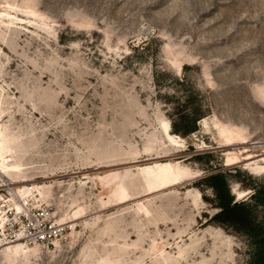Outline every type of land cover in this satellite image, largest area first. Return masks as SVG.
Instances as JSON below:
<instances>
[{
  "label": "rangeland",
  "instance_id": "obj_1",
  "mask_svg": "<svg viewBox=\"0 0 264 264\" xmlns=\"http://www.w3.org/2000/svg\"><path fill=\"white\" fill-rule=\"evenodd\" d=\"M168 166L186 178L155 188ZM215 174L241 217L212 220ZM257 189L264 0H0V197L67 225L44 248L0 231V264H257Z\"/></svg>",
  "mask_w": 264,
  "mask_h": 264
},
{
  "label": "built area",
  "instance_id": "obj_2",
  "mask_svg": "<svg viewBox=\"0 0 264 264\" xmlns=\"http://www.w3.org/2000/svg\"><path fill=\"white\" fill-rule=\"evenodd\" d=\"M12 204L7 208L6 203ZM0 197V231L6 244L21 243L27 246L50 247L64 238L67 225L57 220L51 208L37 195L19 194Z\"/></svg>",
  "mask_w": 264,
  "mask_h": 264
},
{
  "label": "trees",
  "instance_id": "obj_3",
  "mask_svg": "<svg viewBox=\"0 0 264 264\" xmlns=\"http://www.w3.org/2000/svg\"><path fill=\"white\" fill-rule=\"evenodd\" d=\"M200 116H196L193 127L190 130L191 132H195L197 130L196 122L199 119ZM174 132L178 133L179 130L177 129V125L174 126ZM207 182L209 183L210 187L215 191L217 196V202L218 207L220 208L219 213L212 218L213 221H217L219 223H225L226 218L230 217L232 215H237V217H241L246 210L250 208L249 204L242 202L238 203L234 201L233 196H231L230 188L227 182L226 177L223 174H215L210 176L207 179ZM264 194V191L262 189H257L255 191V194L252 196L253 201L256 205H260L261 197ZM262 205V204H261ZM211 220V221H212ZM262 227V226H261ZM255 242V247L259 251V260L257 261V264H264V235L258 237Z\"/></svg>",
  "mask_w": 264,
  "mask_h": 264
},
{
  "label": "bare ground",
  "instance_id": "obj_4",
  "mask_svg": "<svg viewBox=\"0 0 264 264\" xmlns=\"http://www.w3.org/2000/svg\"><path fill=\"white\" fill-rule=\"evenodd\" d=\"M185 178L186 176L184 174L175 172L172 166L164 167L155 179V188L174 186L182 182ZM17 247L21 248L22 245L18 244Z\"/></svg>",
  "mask_w": 264,
  "mask_h": 264
}]
</instances>
